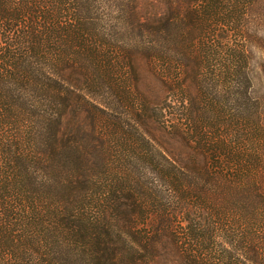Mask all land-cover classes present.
Segmentation results:
<instances>
[{
    "label": "trees",
    "instance_id": "trees-1",
    "mask_svg": "<svg viewBox=\"0 0 264 264\" xmlns=\"http://www.w3.org/2000/svg\"><path fill=\"white\" fill-rule=\"evenodd\" d=\"M256 1L170 0L134 19L137 0H0V264H155L169 242L183 264H264V187L248 172L264 109L243 39ZM217 47L219 70L202 71ZM235 214L249 224L221 239Z\"/></svg>",
    "mask_w": 264,
    "mask_h": 264
},
{
    "label": "rangeland",
    "instance_id": "rangeland-1",
    "mask_svg": "<svg viewBox=\"0 0 264 264\" xmlns=\"http://www.w3.org/2000/svg\"><path fill=\"white\" fill-rule=\"evenodd\" d=\"M169 1L170 0H137L136 2L137 10L134 15V19L135 17L138 18L141 15L142 16L148 15V16L155 17V16H160L164 14L166 12V6ZM186 2L188 3V6L193 9V7L195 6L196 0H186ZM109 12H110L108 16V18H110L109 22L114 23L113 29L119 32V42L124 45H127V47H130L132 44H134L135 36L133 37L129 33L126 34L124 30V26H123L124 24L122 25L120 21L115 23V21L118 20L117 10H109ZM244 26H245L244 38L243 37L241 38L244 39L245 50L248 55V66L254 77L253 78V81H254L253 91H254V95H256L261 100V103L264 109V0H257L251 6L249 10V14L245 20ZM209 41H210V37L208 38V42ZM225 41L226 40H224V42ZM230 45L231 43L229 44V47H231ZM206 55L207 54L203 55L204 58L208 57ZM223 55L224 54L220 53L219 48L217 47L216 54L212 55L208 60L204 62L203 64L204 67L202 68V71L207 70L206 65H208V67H211L210 70H212V68L219 70L220 61ZM188 63L192 65L190 71L191 72L195 71L198 65V61L194 60L193 58H190V61H188ZM225 63H229V61L224 59L223 64ZM142 65H143V68H140V72H141V76L143 80L139 86L146 92L148 88H153L155 82L153 78L150 76L151 68L149 67V65L144 66V63ZM72 78H75L77 84L85 85L86 83L85 76L82 74V71L80 69H76V71L72 72ZM105 100L109 102V106H110L109 112H115V113L118 112L120 116L122 115L121 113L122 108L121 106L120 107L117 106V100H115L113 96H107L105 97ZM92 101L94 102V98L92 99ZM73 120L75 121L76 117H70V115L68 114L66 115L64 122L67 124V122L70 123ZM86 121L88 122L89 120L85 118L84 115L77 117V122L80 124L86 123ZM156 134L159 137V139L163 142V144L168 149L172 148L175 154L178 153L177 155H179L180 158H184V157L188 158L190 154H192L193 147H194L193 143H191L190 147L186 143L183 144V141L178 137V135L171 136L170 134L168 135L165 134V136L160 137V134H162V132H160V128L156 129ZM262 146L263 147L259 149L260 158H259V163L255 167L256 170L254 171L253 169H251V170H248V172L251 173V175L249 176V180L254 178L258 182V185H261L264 187V145ZM243 200L248 202V198L243 199ZM218 201L221 202L222 199H218ZM246 215H247L246 217L248 216L251 217L247 213ZM225 217L226 219L222 221L224 225V232L219 235L221 239L223 240H224V235L226 232L232 233L231 236H233L234 238L235 235L236 236L238 235L239 231H243L244 225L249 224L246 221V218L244 216L240 217L238 214H235L234 216L227 215ZM244 240L245 238H243V241ZM166 245L167 247L165 249L168 251L167 253L169 254H166L164 257H158L157 258L158 262H156L155 264H183L182 258L179 256L180 251L177 252L176 247L175 248L173 247L174 244L169 242ZM241 245L249 248V245H246L244 243H241ZM225 248H227V245L225 246ZM254 250L259 251L264 256V247L262 245H260L258 248V244H255ZM235 257L236 259L241 260V263H243V259H244V261L248 264L246 260L247 259L246 256H243L241 254H236ZM227 261H228L227 259H224V263Z\"/></svg>",
    "mask_w": 264,
    "mask_h": 264
}]
</instances>
